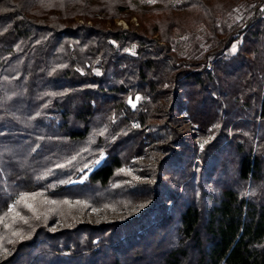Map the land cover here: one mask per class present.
<instances>
[{
    "label": "trees",
    "instance_id": "trees-1",
    "mask_svg": "<svg viewBox=\"0 0 264 264\" xmlns=\"http://www.w3.org/2000/svg\"><path fill=\"white\" fill-rule=\"evenodd\" d=\"M240 1L0 0V264H264V0L230 22ZM147 137L152 177L121 182ZM78 198L139 209L23 221L24 203Z\"/></svg>",
    "mask_w": 264,
    "mask_h": 264
},
{
    "label": "rangeland",
    "instance_id": "rangeland-1",
    "mask_svg": "<svg viewBox=\"0 0 264 264\" xmlns=\"http://www.w3.org/2000/svg\"><path fill=\"white\" fill-rule=\"evenodd\" d=\"M258 0H241V4H237L233 7L229 14L230 22H241L244 18L246 11L250 5ZM101 17V16H98ZM77 21H79L77 19ZM124 23L126 25L133 24L139 26L138 18L133 15L130 17L127 22L124 18L116 17L113 20H105L106 25L116 24L123 27ZM193 39L204 42L205 47L211 46V40L206 39L207 36L203 32L201 27H196L191 30ZM206 39V40H205ZM236 48V41H233L229 47L230 51H233ZM204 50V49H203ZM134 103V102H133ZM161 117H155L154 121L160 122ZM133 125H136L134 123ZM175 128L182 131L188 139L200 142L204 139H207L209 136H205L201 131L188 119H181L175 125ZM161 141L152 138H144L143 143L140 144L139 148L127 155L124 165L119 170L120 172V181L124 180L129 182H144L149 180L152 177L153 166L163 155L162 148L160 147ZM105 156L103 152L93 164L88 165L82 169L78 176L73 181H82L88 172L96 166ZM22 200H17L15 205L11 206V214L16 213L19 205ZM67 202V203H65ZM48 206L46 203L41 204L40 202L28 203L23 205V210L26 212L25 220L27 221L32 215L36 216V213L46 211L53 215L54 219L52 221V227L59 225H68L72 221L76 220H88L91 222H101L109 219H123L132 213H135L139 209L138 203L124 202L120 203L110 202L108 204H97V202H90L88 200L78 198V199H69L68 201L64 200H55L52 203H49ZM37 213V216L39 214ZM10 215V214H9ZM17 238L24 236L21 233L22 228H18ZM6 251L3 250L0 252V257L5 255Z\"/></svg>",
    "mask_w": 264,
    "mask_h": 264
},
{
    "label": "built area",
    "instance_id": "built-area-1",
    "mask_svg": "<svg viewBox=\"0 0 264 264\" xmlns=\"http://www.w3.org/2000/svg\"><path fill=\"white\" fill-rule=\"evenodd\" d=\"M79 21H83L81 18H77ZM88 22H90V19L89 20H87ZM128 25H126L125 23H124V25H123V27H127ZM133 124L135 123L134 121L132 122Z\"/></svg>",
    "mask_w": 264,
    "mask_h": 264
},
{
    "label": "snow or ice",
    "instance_id": "snow-or-ice-1",
    "mask_svg": "<svg viewBox=\"0 0 264 264\" xmlns=\"http://www.w3.org/2000/svg\"><path fill=\"white\" fill-rule=\"evenodd\" d=\"M148 2H154V0H148ZM203 143H207V141H204ZM203 143L201 144V147H203ZM65 203H67V202H65Z\"/></svg>",
    "mask_w": 264,
    "mask_h": 264
}]
</instances>
